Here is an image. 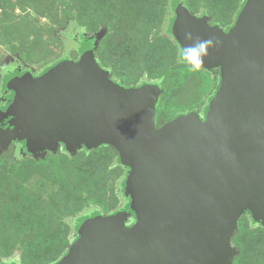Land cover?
<instances>
[{
	"label": "water",
	"instance_id": "1",
	"mask_svg": "<svg viewBox=\"0 0 264 264\" xmlns=\"http://www.w3.org/2000/svg\"><path fill=\"white\" fill-rule=\"evenodd\" d=\"M172 33L181 50L218 41L204 58L220 74L205 120L191 112L156 127L159 87H122L93 50L7 83L12 129L0 151L22 135L31 153L108 145L129 168L135 223L125 213L85 221L55 264H230L240 215L264 219V0H247L226 32L179 9Z\"/></svg>",
	"mask_w": 264,
	"mask_h": 264
},
{
	"label": "rangeland",
	"instance_id": "2",
	"mask_svg": "<svg viewBox=\"0 0 264 264\" xmlns=\"http://www.w3.org/2000/svg\"><path fill=\"white\" fill-rule=\"evenodd\" d=\"M243 1L7 0L5 12L0 11V82L2 72L10 74L14 68L24 72L21 76L39 78L63 58L77 60L75 43L78 44V35L87 29L96 36L93 48L96 54L100 45L122 42L146 6L151 15L141 24V30L152 31L151 38L160 37L161 43L170 46L168 62L155 80L147 77L146 64L139 59L127 74L118 75H124L126 86L146 81L162 87L155 106L163 100L171 109L161 114L165 119L159 123L176 114L191 112L205 120L209 103L220 84L219 71L203 67L193 72L181 63L177 45L167 40L165 24L172 22L173 30L179 9H184L196 18L206 17L210 26L228 31L235 24L234 15ZM88 51L91 50H85ZM24 137L12 139L0 151V260L3 261L20 260L21 246L40 234H52L55 239L60 236L68 243L76 234L73 229L76 218L91 209H100L105 215L125 205L118 190L124 171L114 165L113 159L100 160L104 166L99 177L80 186L84 193L90 192L91 199L78 203L74 201L80 196L77 164L82 160V149L70 153L63 142L57 141L52 149L34 155L26 147ZM19 142L24 143L23 149L18 148ZM71 156L76 157L70 160ZM57 186L64 190L62 205L56 204L61 197H56ZM127 211L126 226L135 221V213ZM18 219L20 226L15 228L11 222ZM253 221L247 211L240 215L231 238L234 254L230 264H264V243L260 242L264 238V219L254 224Z\"/></svg>",
	"mask_w": 264,
	"mask_h": 264
},
{
	"label": "trees",
	"instance_id": "3",
	"mask_svg": "<svg viewBox=\"0 0 264 264\" xmlns=\"http://www.w3.org/2000/svg\"><path fill=\"white\" fill-rule=\"evenodd\" d=\"M245 1L246 0L242 2L237 12L235 13L234 21L236 20L239 12L241 11ZM6 3H7V0H0L1 13L5 12ZM172 5L175 6L176 2L173 3ZM147 8L146 6L143 8V12L141 14V17L138 23L134 26V29L131 30L130 35H128L122 42L118 44L106 43L104 44V46L100 45L98 48L99 52L97 54L93 51V57H94L96 64H98L102 69L108 71L110 79L114 81L115 83L121 85L122 87L126 86L124 84L126 80L124 81V75L120 76L118 74L120 72H123V74H127L128 69L129 70L132 69L133 65H135L136 60L139 59L140 61L145 62L144 64H146V67L144 68V71L147 72L146 75L150 80H155L156 78H159L160 71L164 69L163 68L164 66H166L165 62H168L167 58L171 52L170 46L167 47V45H164L163 43H161L160 37L156 39L151 38L152 31L148 32L147 30V32H142L141 30V27H142L141 24L145 20L147 22L151 15L150 11H148ZM201 14L202 15L200 16H203L204 13L202 12ZM171 24L172 22H170L169 24H165V31H166L165 33L167 36V40L172 41L174 42V45L175 44L177 45L178 53H179L178 57L180 58V52L182 50H181L179 43L177 42V40L175 39L172 33ZM93 33L94 32L87 29L85 33L83 32V34L80 33L78 35L79 45L78 44L76 45L75 43V48L78 51V58L77 60L73 62L78 61L80 56L85 52V50L87 49L93 50L94 43L96 41V36H94ZM63 60H67V59L63 58L62 61ZM13 73H10V74H13ZM146 83L148 82L143 81L133 87H139ZM6 84H7V79L4 80L3 82V87H2L3 90L7 89ZM154 84L157 85L160 90H162V87L158 85V83H154ZM125 88H132V87L127 85ZM169 109H171V105L167 102L164 103L163 100L161 101L160 105L155 106V125L156 127H160L164 123L180 115V114H176L174 117H172V119L170 120L166 119L165 120L166 122L162 121V123H159L158 121H160V119H165V117L162 115H164L163 113H165V111H168ZM22 147L24 148L23 142H22ZM81 149H82V152H81L82 155L80 157L82 158V160L81 162L77 164V171L80 175V184L77 190L78 191L80 190V194H79L80 196H78V198L75 199L74 202L80 203L82 202V200L86 201V200L91 199L90 197L91 195L89 194L90 192L87 191L86 193H84V191L81 190L82 187L80 186L83 183H88L93 178L96 179L97 177H99V175L101 174V170H103V166H104L103 162L109 159L110 160L113 159L114 165L116 167L122 168L124 171L122 178L118 183L119 193L121 194V196L124 198V201H125L124 207L114 210L105 215L101 213L100 209H91L87 213L79 216L78 218L74 220L73 229L76 234L74 237L68 240V243L66 239L64 238H62L61 240L60 236L55 239V237H53L52 234H40L36 236L34 239H32L31 241L21 246L20 260L6 259L5 261H11L15 264H55L68 254L70 246L78 238L79 229L85 221L96 218L98 216L111 217L119 213H127L128 212L127 209L132 211L131 206H130L131 204L130 197L126 196L124 192L125 191V181H126L129 168H126L123 165H121L119 158H118V154L115 151V149L108 145H101L91 150H88L85 147H81ZM36 154L37 152L34 155ZM75 157L76 156L74 157L71 156L69 158L71 160V159H75ZM102 159H105V160L101 162L100 160ZM61 183H64V180H62ZM62 185L63 184H61V186ZM61 186H57L58 188L56 191V197H59V196L61 197L59 200H56V204L62 205L63 204L62 196L64 194V190L61 188ZM78 191L76 193H78ZM20 222H21L20 219L13 220L11 222V225H13L15 228H18L20 226ZM134 223L135 221H133L128 226H131ZM252 223L254 224V221ZM260 242L264 243V238L260 239Z\"/></svg>",
	"mask_w": 264,
	"mask_h": 264
},
{
	"label": "clouds",
	"instance_id": "4",
	"mask_svg": "<svg viewBox=\"0 0 264 264\" xmlns=\"http://www.w3.org/2000/svg\"><path fill=\"white\" fill-rule=\"evenodd\" d=\"M191 34L186 35V39H191ZM218 41L209 39L206 41L197 40L194 45H191L180 52V62L189 66L193 72L203 68L204 58L209 55L208 48L214 47Z\"/></svg>",
	"mask_w": 264,
	"mask_h": 264
},
{
	"label": "flooded vegetation",
	"instance_id": "5",
	"mask_svg": "<svg viewBox=\"0 0 264 264\" xmlns=\"http://www.w3.org/2000/svg\"><path fill=\"white\" fill-rule=\"evenodd\" d=\"M225 30H227V28L224 29L223 31L226 32ZM12 71H14L15 73L12 72L13 74H9V73H3L2 72V74H1V82H0V133H2L3 131H6V130L12 129V126H10L11 116L7 114L6 110L12 104V102H13L12 97L15 94V93H13V91H11L9 89L3 90L2 89L3 82H4V80H6L8 78H9L8 80H10L13 77H19V76H21L22 73H24L23 71L16 69V68H14ZM6 87H7V84H6ZM19 147L21 149H23L21 142H19V144H18V148ZM0 264H15V263H13L11 261L0 260Z\"/></svg>",
	"mask_w": 264,
	"mask_h": 264
}]
</instances>
